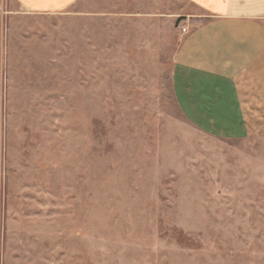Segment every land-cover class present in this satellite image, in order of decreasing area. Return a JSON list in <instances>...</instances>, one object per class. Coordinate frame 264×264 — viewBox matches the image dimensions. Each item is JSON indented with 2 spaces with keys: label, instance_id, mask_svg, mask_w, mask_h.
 <instances>
[{
  "label": "rangeland",
  "instance_id": "374dc122",
  "mask_svg": "<svg viewBox=\"0 0 264 264\" xmlns=\"http://www.w3.org/2000/svg\"><path fill=\"white\" fill-rule=\"evenodd\" d=\"M184 0H0V264H264V109L215 137L175 101Z\"/></svg>",
  "mask_w": 264,
  "mask_h": 264
},
{
  "label": "crops",
  "instance_id": "0c3cea01",
  "mask_svg": "<svg viewBox=\"0 0 264 264\" xmlns=\"http://www.w3.org/2000/svg\"><path fill=\"white\" fill-rule=\"evenodd\" d=\"M35 14L61 13L79 0H13ZM187 33L172 68L175 101L196 128L244 138L247 109H264V0H184Z\"/></svg>",
  "mask_w": 264,
  "mask_h": 264
},
{
  "label": "built area",
  "instance_id": "2783aa9c",
  "mask_svg": "<svg viewBox=\"0 0 264 264\" xmlns=\"http://www.w3.org/2000/svg\"><path fill=\"white\" fill-rule=\"evenodd\" d=\"M187 32H188L187 27L183 28V33H187Z\"/></svg>",
  "mask_w": 264,
  "mask_h": 264
}]
</instances>
